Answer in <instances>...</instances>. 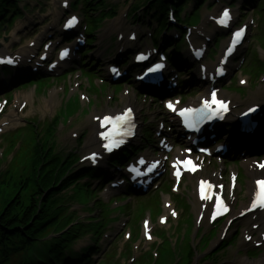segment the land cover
<instances>
[{
    "label": "rangeland",
    "instance_id": "obj_1",
    "mask_svg": "<svg viewBox=\"0 0 264 264\" xmlns=\"http://www.w3.org/2000/svg\"><path fill=\"white\" fill-rule=\"evenodd\" d=\"M58 1L59 0H50V2L45 4V7H48L44 11V4L42 5L43 7H39L41 3H34L31 0H29L26 5L30 7L33 11V14L30 16H25L24 20L21 21H16L14 23V26L10 28H3L1 31V36H0V45L1 44H7L10 47H15L20 45L19 38H25L28 36V39L31 38L32 35L38 30V34L36 38L42 37V34H44V31L46 28L50 27L53 23L50 20L52 13L55 12V10L58 8ZM129 1V3L127 2ZM259 1V0H257ZM109 3L116 4L119 8L117 9V18L114 20H105L103 22L102 28L99 31V36L101 41L104 40L105 46H102L101 52L104 51L105 53H108V55L104 56V59L106 60L107 56H110L114 60L117 61H123L127 59V54L130 52V50L134 49H145L150 47L149 46V39L146 38L144 39V35L140 34L141 39L143 38V41L138 40L135 43H125L122 45V42L116 41L115 45H113V40L117 34L121 35H127L130 32L136 31V27L133 28L134 23H129L124 19V15L127 12L130 4L133 2L132 0H108ZM128 3V4H127ZM134 3V2H133ZM216 4V7L213 5ZM23 4H21L22 6ZM193 4H191L187 8V12H192L193 9ZM205 6V7H204ZM203 9L200 10V15H201V25L197 28V30L202 29L205 24L204 20L206 19L207 15L209 14H215L217 12L218 8V3L217 0H213V2L204 5ZM40 9V11L38 10ZM42 10L44 11L43 14ZM197 10V9H196ZM195 10V12H196ZM50 20L49 24L46 26H43L46 20ZM53 20V18H52ZM194 23V22H193ZM30 29H34L33 31H30ZM7 33V37H5ZM35 39V38H34ZM28 40L25 41L24 45L27 43ZM124 43V42H123ZM124 45H128L129 47H125ZM113 46L115 48L113 49ZM119 50H122V54L120 53L119 55H113L114 52H117ZM118 53V52H117ZM102 54V53H101ZM186 54V53H184ZM103 58V56H102ZM86 64H88V61H86ZM100 64H94L93 65V71H96V69L100 68ZM192 78H194V72L193 70H189L188 72ZM189 76V78H190ZM60 83H63L64 80H60ZM52 82H44L40 84V88L43 90V87H48L47 84H51ZM91 84V82H90ZM91 84V88L93 90H90L92 94L88 92L89 95L94 96V97H101L104 93L107 92L108 87H104L98 89L94 87L95 85ZM195 85H198L195 83ZM199 86V85H198ZM23 87V86H19ZM199 89L201 87L199 86ZM10 91V100H12L11 105L8 106V111L5 117H9L11 115V112L19 113L21 109L23 108V98L26 97V107L22 109L24 112L23 115L20 114L21 117H18L19 122H22V119L25 118L26 122L32 123V120H37V125L39 129V133H41L46 126L49 124V120L52 119V117L56 114L58 108L60 107L61 103H59V99L57 97L54 98L55 101V106L57 109L50 110L48 108L44 107V104L41 103L42 98L41 96L33 97L31 95H25V92L23 90H28V88L19 90L18 88H14L13 86L7 87L5 90L0 91V95L6 93L7 91ZM118 92L120 91V88H117ZM260 92L261 94L259 96H256V93ZM44 95V92H42ZM66 97L65 104L61 110L57 112V132H56V141L58 144V148L61 151L68 152L71 149L75 150V154L77 157L83 159L85 154L88 152L86 151V144H85V138L88 136L91 127L93 125V122H91V117L93 115H98L101 114L108 109L104 106L103 103H101V108L100 106L94 107L88 111L89 108L94 106V100L89 101L88 103H85L84 106L82 105V100L81 97L79 96V93L70 95V91H65L63 94ZM237 96V95H236ZM233 95V97L237 98L240 100V97H236ZM232 97V96H231ZM254 98L255 100L263 99L264 98V81L261 82V84L255 89L254 92L248 91V96L245 101L252 100ZM8 99V98H7ZM97 109V110H96ZM56 110V111H55ZM86 112H88L86 114ZM86 114V115H85ZM85 115V116H83ZM83 116V117H82ZM31 120V121H29ZM77 120V121H76ZM74 121V122H73ZM73 122L71 127L67 128L69 123ZM139 130L143 129V125L141 121L139 122ZM11 134H14V131H11L4 136L0 138V170L5 169V167L12 166V158L16 152V149L18 148L19 142L11 143L9 142ZM8 138V139H7ZM80 139H83L82 145L79 147V142ZM78 140V142L76 141ZM76 141V142H75ZM32 142V138H29V135L27 136L25 134V137L22 142V148H25L26 154H27V149L26 146ZM33 145V143H32ZM264 147V146H263ZM57 148V145L55 146V149ZM239 148V146H237ZM240 151H245L241 150ZM30 148L28 149V156H29ZM28 156H21V160L17 167L15 169L10 170L11 172V177L13 179H18L21 172L27 169V160ZM90 161L89 159L83 160V163H80L81 165L86 164L85 162ZM17 164V163H16ZM8 173L6 172L5 175L0 176V181L5 182V179L7 177ZM192 179H188L185 181L184 187L182 189V192L185 194L187 198L190 199V192H189V185L188 183H191ZM241 199V197H240ZM136 202L138 203H143L146 202L145 199H135ZM178 204V209L183 211L186 208L187 201H176ZM91 207L94 206V204H90ZM75 208H78L75 206ZM81 211L85 212L86 210L83 207L78 208ZM115 211H118L116 209ZM97 211L94 213L95 215L92 216L94 217H99V213ZM142 214V213H141ZM159 214V210L155 209L151 206H147L145 215L150 218L152 222L155 221L157 215ZM117 216L116 213H112L110 215L111 218H115ZM140 220L142 218H139ZM127 223V219L124 216H119L118 219L115 220L114 223H112L108 229L107 233L104 235L103 240H102V245L105 247L111 245L114 243L116 240H118V248L121 250L123 246L127 243L124 234L129 232L127 229H125V224ZM235 223V222H234ZM169 225H166L163 227L164 229H167ZM176 226H178L176 228ZM244 222H236L235 225L231 226V231L236 233V230H239V238L241 240V235L244 230ZM209 228V227H208ZM210 229V228H209ZM209 229L204 228L205 231H209ZM193 230H194V220L193 218H188L186 220H181L177 222L174 225V228L167 232L166 234H163L161 237H158V243L155 245L157 250V257H153L152 260L149 261L148 257H144L142 260H137L134 264H202L200 258H195L196 252L199 250L194 248L192 245V237H193ZM213 230V229H212ZM210 233V231H209ZM208 233V234H209ZM221 233V229L216 233L215 238L210 242V247L216 246L218 241L220 240L219 235ZM207 234V232H205ZM254 237H257V234H253ZM121 236V237H120ZM81 240H79L75 248L79 249L81 247H84L88 243V237L87 235L83 236ZM224 238H228V235ZM223 239V238H222ZM194 240V239H193ZM151 243H146L143 241L142 236H140V239L134 244V248L129 246V249L125 251V254L123 256L128 255L129 252H132L134 249V257H137V252L138 248L140 246H143V250H146L147 247ZM162 244V245H160ZM230 249V248H228ZM192 252L191 258L188 256L189 252ZM239 248L235 250H229L227 254L223 255L219 262H224L223 264H242L240 263V257L243 255L241 254ZM21 256H17L11 259V262L9 264H16L20 260ZM119 254L114 256V263L118 259ZM195 258V261H194ZM130 259V257L128 258ZM127 259V260H128ZM123 257L119 260L118 264H122ZM204 264H211L209 262H205Z\"/></svg>",
    "mask_w": 264,
    "mask_h": 264
},
{
    "label": "trees",
    "instance_id": "obj_2",
    "mask_svg": "<svg viewBox=\"0 0 264 264\" xmlns=\"http://www.w3.org/2000/svg\"><path fill=\"white\" fill-rule=\"evenodd\" d=\"M171 1L175 8L183 4L181 0ZM144 2L165 22L167 0ZM40 148L37 144L33 152L31 175L0 192V264H7L18 255V264H90L89 258L72 249L80 227L53 238L65 226L79 224L75 219L71 221L65 211L67 199L63 194L78 187L81 176L70 175L72 163H62L49 151L42 160Z\"/></svg>",
    "mask_w": 264,
    "mask_h": 264
},
{
    "label": "bare ground",
    "instance_id": "obj_3",
    "mask_svg": "<svg viewBox=\"0 0 264 264\" xmlns=\"http://www.w3.org/2000/svg\"><path fill=\"white\" fill-rule=\"evenodd\" d=\"M125 47L128 48L129 46H125ZM117 52H114L113 55H116V54L119 53V52L118 53ZM226 67H227V65L223 67V71L225 70ZM215 74H216V72H215L214 66L213 65H208L206 67V69H205L204 76L202 77L203 80L206 82V86H209L210 84H212V82L215 80V78H214ZM205 91H206V89H205ZM221 96H223V95H221ZM26 99L27 98L24 97L23 101H26ZM233 103H236L235 99H234ZM254 119H257V118L255 117ZM236 130H238V124L237 123L235 124V128L234 129H228L227 133L228 134H232V133H235ZM98 131L99 130H98L97 125L94 126V128L92 129V131H91V133L89 135L88 144L86 145V147L89 148V149H91V147H92L93 151L95 150V151H97V153H99L100 150H101V147H100L101 141L98 138ZM245 166H248V163H245ZM246 173H247V175L249 177H252L253 175L256 174L252 170H247ZM251 191H252V185L248 181L247 182V187H246L247 196L250 195ZM192 200H193L194 209L197 211L198 216H200V218L203 217L205 219L206 215H205L204 212H205L206 207L204 208V210H202V208H201L202 205L199 204L198 201L196 200L195 193L192 194ZM234 203H235V200H233V204ZM242 206H243V204H242ZM207 210H208V208H207ZM234 214L235 213L232 212V215H234ZM251 224L257 226V231H256L257 233H260V234L264 235V211H257L252 216L247 217V226L248 227H247L246 235L244 236V238L249 237L250 234L252 233L253 230L251 229ZM223 235H224V232H222L220 236H223ZM259 241H262L261 238L260 239L258 238V240L256 242H259ZM263 244H264V241H263ZM241 260L242 261H240V262L242 264H253V263H248V262L244 261L243 259H241ZM263 261H264V258L262 260H260L259 262H256V264H262Z\"/></svg>",
    "mask_w": 264,
    "mask_h": 264
},
{
    "label": "snow or ice",
    "instance_id": "obj_4",
    "mask_svg": "<svg viewBox=\"0 0 264 264\" xmlns=\"http://www.w3.org/2000/svg\"><path fill=\"white\" fill-rule=\"evenodd\" d=\"M224 17H228V15H229V13L227 12V10L224 12ZM76 23V19L75 18H73L72 20H70L69 22H68V24L66 25V27H72L74 24ZM235 37L236 38H240V37H242V35H243V30H241V31H238V32H236L235 34ZM64 55H67V51H65L64 53H62V56H61V58H63V56ZM4 61H0V63H3ZM8 63H11V61L9 60L8 61ZM160 67V65H156L155 66V68H152V69H150V71H155L157 68H159ZM212 105H215V106H217V108H219V109H225L226 108V105L223 103V102H221V101H217L216 99H215V94L213 93V99H212V103H211V105H209V104H205V108L206 109H209V111L211 110V108H212ZM169 107L171 108V105H169ZM188 112H191L192 110H187ZM204 112V109H201V113H203ZM126 118H130V110H129V112L128 113H126L125 114V116H122V117H117V121H123V120H125ZM106 120H110V118H105ZM186 123H187V120H186ZM104 139H108L107 137H104ZM105 148L108 150V151H111L112 149L109 147V145L108 144H105ZM91 159L93 160V162L96 160V156L95 155H93L92 157H91ZM141 164H143L144 162L143 161H141L140 162ZM149 171H151V169H149ZM259 185H260V187H261V190H262V192H264V181H262V182H259ZM202 199H204V198H206L204 195H203V191H202V197H201ZM261 207H264V203H262L261 204ZM217 208H218V211L220 212V213H223L224 211H226V209L225 208H223L220 204H218L217 205ZM173 215H175V213H173ZM215 217H213V219H214Z\"/></svg>",
    "mask_w": 264,
    "mask_h": 264
}]
</instances>
